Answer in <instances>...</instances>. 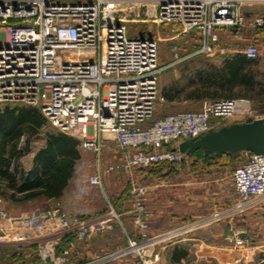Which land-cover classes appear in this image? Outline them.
Listing matches in <instances>:
<instances>
[{
	"label": "built area",
	"instance_id": "1",
	"mask_svg": "<svg viewBox=\"0 0 264 264\" xmlns=\"http://www.w3.org/2000/svg\"><path fill=\"white\" fill-rule=\"evenodd\" d=\"M260 5L264 0H0V107L37 108L51 128L97 155L110 143L123 159L98 166L89 179L94 188L103 190L105 173L178 163L182 141L229 120H264V112L255 113L247 99H216L200 111L153 120L157 103L164 102L158 83L166 67L159 66L157 41L128 37L125 24L165 23L180 37L194 32L200 42L196 54L211 56L217 50L216 31L264 25V17L245 14ZM239 53L251 60L258 56L255 46ZM232 184L236 202L228 213H243L264 199V153L247 156L232 174ZM143 193L137 190L134 205L139 241L127 237L128 247L111 254L113 260L135 253V264H149L143 259L145 249L199 228L196 222L148 237L153 213L141 203ZM221 216L216 213L212 219ZM112 224L122 226L110 204L105 213L83 220L59 204L10 216L0 198V247L34 245L41 264H75L72 245L57 252L62 239L74 236L86 242ZM229 231L228 242L243 244L232 227Z\"/></svg>",
	"mask_w": 264,
	"mask_h": 264
},
{
	"label": "rangeland",
	"instance_id": "2",
	"mask_svg": "<svg viewBox=\"0 0 264 264\" xmlns=\"http://www.w3.org/2000/svg\"><path fill=\"white\" fill-rule=\"evenodd\" d=\"M245 14L248 18L264 17V5L249 8ZM125 25L128 37L137 38L144 34L157 41L159 66L166 67L158 83L159 95L164 102L157 103L153 120L178 112L200 111L205 102L212 101L211 98L247 99L255 113L264 112V25L246 26L234 32L216 31L217 50L211 56L196 54L200 42L194 32L180 37L174 26L160 22ZM248 46H255L258 50L257 58L251 60L244 70L250 80L245 84L220 86V76L226 62ZM175 52L177 57L174 56ZM190 96L206 97L195 101L190 100ZM244 121L247 120L234 119L227 124ZM149 124L150 121L145 122L142 128H147ZM45 128L48 132H56L47 123ZM44 144L40 134L24 131L17 142V151L21 156L16 161L9 156L7 145V175L0 176V188H5L9 195L14 193V198L0 196L7 214L18 216L31 210H47L59 204L64 212L88 220V212L101 215L110 204L123 222L122 227L115 224L113 233L99 236L91 245L75 243L74 247H78V250L71 252L75 264H135L138 261L135 253L114 260L109 257L128 247L127 237L139 241V232L133 223L138 189L144 190L141 203L147 209L167 210L162 222L170 226L159 233H148V237L186 224L200 223L197 224L199 228L187 234L145 249L143 259L149 264H264V199L256 200L243 213H228L236 202L232 174L245 162L246 154H223L219 158L212 156L206 160L182 155L180 161L174 164L116 170L102 175L101 190L89 185L90 177L96 173L98 166L102 169L116 164L123 159V155L110 143L97 155L84 150L78 142L79 159L62 196L57 200H22L23 195L11 185L18 182L21 175L32 171L33 158ZM16 165L18 170H15ZM216 213L222 214V218L214 222L212 216ZM228 214L232 215L228 217ZM123 219H129L134 230L124 226ZM229 227L233 228L240 240H244L243 244L235 245L232 241L223 240L224 234H230ZM32 246L26 245L19 252L10 247H0V264H40ZM178 248L184 251L177 252L180 259L175 261L172 253ZM20 252L22 259L18 258Z\"/></svg>",
	"mask_w": 264,
	"mask_h": 264
},
{
	"label": "trees",
	"instance_id": "3",
	"mask_svg": "<svg viewBox=\"0 0 264 264\" xmlns=\"http://www.w3.org/2000/svg\"><path fill=\"white\" fill-rule=\"evenodd\" d=\"M236 30L238 29L232 31ZM141 35L145 37L144 34ZM250 63L251 59H247L242 54L233 56L231 60L226 62L225 70L220 76L222 79L220 86L247 83L250 79L244 74V70ZM205 97L190 96L189 99L199 101L205 99ZM216 99L218 98H211V100ZM45 125L46 120L39 110L34 107L22 104H7L0 110V176L7 175L6 168L9 164V160L5 158L7 145H9L8 154L13 160L16 161L21 156L20 152L17 151V142L24 131L31 130L40 134L45 142L44 147L33 158L32 171L21 175L19 181L11 185L13 189H16V192L23 195L22 200L59 199L72 178L75 163L79 159L78 141L57 131L54 133L48 132ZM194 156L201 157L200 151H196ZM209 157L211 155L206 157L205 160ZM15 170H18L17 165ZM2 189L0 188V196L14 198V193L9 195L5 188ZM77 242L74 236H67L62 239L61 244L57 247V252L60 253L64 248H69L71 245L74 247ZM23 248H13V250L19 252ZM31 249L36 250V247L32 246ZM182 251L184 250L180 251L179 248L174 250L172 259L175 261L180 259L177 252ZM18 258H23L21 252L18 253Z\"/></svg>",
	"mask_w": 264,
	"mask_h": 264
},
{
	"label": "water",
	"instance_id": "4",
	"mask_svg": "<svg viewBox=\"0 0 264 264\" xmlns=\"http://www.w3.org/2000/svg\"><path fill=\"white\" fill-rule=\"evenodd\" d=\"M177 150L183 155L200 151L204 157L241 152L247 156L264 153V120L224 125L197 138L182 141Z\"/></svg>",
	"mask_w": 264,
	"mask_h": 264
},
{
	"label": "crops",
	"instance_id": "5",
	"mask_svg": "<svg viewBox=\"0 0 264 264\" xmlns=\"http://www.w3.org/2000/svg\"><path fill=\"white\" fill-rule=\"evenodd\" d=\"M245 11H247V10H245ZM241 29V28H240ZM228 125V124H227ZM200 154H201V157L205 160V158L206 157H204L203 155H202V153L200 152ZM183 155V154H182ZM184 156H186V155H184ZM189 156H194V154L193 155H187L186 157H189ZM213 155H211V157H212ZM208 157V156H207ZM214 157V156H213ZM216 158V157H215ZM168 179V177H166L165 178V180H167ZM152 211V210H151ZM166 212H167V210H165V209H161V210H159V209H156V208H154L153 209V211H152V213H153V218L151 219V221L149 222V228H148V233L149 234H155V233H159V232H161L164 228H167V226H170V225H166V224H164V222H162V221H164L163 220V217L164 216H166ZM85 214V213H84ZM87 215H90V216H88L87 218H94L95 216H98L99 214H98V212H94V213H90V212H88V214ZM123 216V215H122ZM123 221H124V226H126V227H132V229L134 230V227H133V225H132V223L130 222V220L129 219H123ZM121 225L123 226V222L121 221ZM121 226V227H122ZM114 227H116V225L115 224H112L111 225V227L109 228V229H107L105 232H103L102 234H100V235H98V236H96V237H93L92 239H90L89 241H86V242H83V243H86L87 245H89L90 243H94L96 240H98L103 234H111V233H113L112 231V229L114 228ZM132 229H130V230H132ZM229 229H230V227H229ZM228 235V233L227 234H224L222 237H223V240H226V236ZM100 236V237H99ZM99 237V238H98ZM215 237V236H214ZM91 245V244H90ZM78 247H74V248H72V250L73 249H77ZM72 250H71V252H72ZM78 250V249H77ZM76 251V250H75ZM100 251V250H99ZM85 254H90V253H87V252H85Z\"/></svg>",
	"mask_w": 264,
	"mask_h": 264
}]
</instances>
